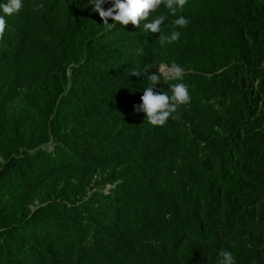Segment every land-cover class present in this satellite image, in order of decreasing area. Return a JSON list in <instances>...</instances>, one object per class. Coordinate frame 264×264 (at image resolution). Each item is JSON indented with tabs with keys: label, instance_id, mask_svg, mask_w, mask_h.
<instances>
[{
	"label": "trees",
	"instance_id": "1",
	"mask_svg": "<svg viewBox=\"0 0 264 264\" xmlns=\"http://www.w3.org/2000/svg\"><path fill=\"white\" fill-rule=\"evenodd\" d=\"M22 5L0 40V264H264V87H243L264 80V0L161 5L163 46L90 0ZM161 63L184 72L154 90L191 101L153 127L134 106Z\"/></svg>",
	"mask_w": 264,
	"mask_h": 264
},
{
	"label": "clouds",
	"instance_id": "2",
	"mask_svg": "<svg viewBox=\"0 0 264 264\" xmlns=\"http://www.w3.org/2000/svg\"><path fill=\"white\" fill-rule=\"evenodd\" d=\"M94 5L93 11L98 13L103 21L105 31H112L118 25L121 27L132 26L139 28L141 22L144 21L143 27L145 32L151 34H159L158 41L163 46L165 43L171 44L180 39L181 33L173 30L170 35L161 33V25L166 17L159 15L149 21L152 13L156 12L163 5L173 16L177 10H183L188 0H90ZM105 3H111L112 6L107 10L102 7ZM22 0H6V3L0 4V40L3 39L7 23L5 16L18 14L22 8ZM43 7L42 4L35 5V10ZM109 20L113 23L109 24ZM175 28H186L190 21L184 16H179L173 22ZM151 65H146L143 74L149 82V85L143 89L141 103L134 106L136 113H144V121L153 127H163L171 118L179 120L178 109L190 103L191 96L189 87L184 83H172L170 85V93L162 91L156 92L155 85L160 83L162 76L168 80H181L184 69L179 65H173L165 69V66L159 67V74H150ZM133 76L141 77V72L133 70ZM176 114V115H173ZM218 264H236V260L230 251L222 250L219 252Z\"/></svg>",
	"mask_w": 264,
	"mask_h": 264
},
{
	"label": "rangeland",
	"instance_id": "3",
	"mask_svg": "<svg viewBox=\"0 0 264 264\" xmlns=\"http://www.w3.org/2000/svg\"><path fill=\"white\" fill-rule=\"evenodd\" d=\"M174 64H170V65H165V64H159L157 66V70L159 71V67L160 66H165V69L167 68H170L171 66H173ZM247 81V80H246ZM244 90H249L250 92H253L254 90H256L257 88H262L264 87V80H254L253 82H249L247 81L245 84H244ZM216 102V99H210V101H213ZM261 101H258L257 102V97L253 96L252 100L250 101V104H252V106H255V104L253 103H256V106H259ZM256 208V207H254Z\"/></svg>",
	"mask_w": 264,
	"mask_h": 264
}]
</instances>
